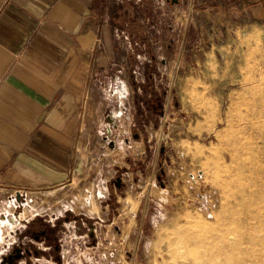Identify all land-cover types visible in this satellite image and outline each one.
I'll return each instance as SVG.
<instances>
[{
    "label": "rangeland",
    "instance_id": "1",
    "mask_svg": "<svg viewBox=\"0 0 264 264\" xmlns=\"http://www.w3.org/2000/svg\"><path fill=\"white\" fill-rule=\"evenodd\" d=\"M135 1L125 10L140 29L119 11L129 29L118 27L113 76L98 77L83 103L71 182L0 203V221L13 224L0 236L14 232L0 238V264H208L188 239L198 221L213 226L231 209L252 223L242 232L264 238L262 156L240 180L206 167L234 143L220 121L238 82L264 70V0Z\"/></svg>",
    "mask_w": 264,
    "mask_h": 264
},
{
    "label": "crops",
    "instance_id": "2",
    "mask_svg": "<svg viewBox=\"0 0 264 264\" xmlns=\"http://www.w3.org/2000/svg\"><path fill=\"white\" fill-rule=\"evenodd\" d=\"M128 2L0 0L1 205L71 182L83 103L98 77L113 76L118 27L129 29L119 11L123 19ZM12 234L0 238L7 243Z\"/></svg>",
    "mask_w": 264,
    "mask_h": 264
},
{
    "label": "bare ground",
    "instance_id": "3",
    "mask_svg": "<svg viewBox=\"0 0 264 264\" xmlns=\"http://www.w3.org/2000/svg\"><path fill=\"white\" fill-rule=\"evenodd\" d=\"M259 61L260 66L264 67V55ZM237 85L240 88V97L237 102L228 106L224 119L220 121L225 129H233L234 143L233 145H222L221 157L218 158V161L213 166H206L208 171L216 169L222 174H226L233 181L244 179L253 171L251 158L255 155H261V160L264 161V124H258L264 117V90L261 87L264 85V70L245 76ZM117 95L121 98L123 94L120 92ZM258 109L259 111H257ZM257 173L264 174V166ZM242 195L241 191L234 190L231 198L234 203H237L238 198ZM235 215L236 212L233 209L224 210L219 221L213 226H208L200 221L197 222L198 229L194 233V237L188 240L196 239L193 243L194 246L196 245L195 253L205 258L208 264H227L230 258L235 260L236 254L244 252L246 249L243 248H247L248 244L251 247H248L249 250H246L243 255L247 256V259H243V256L238 258V264L255 263L258 256L264 255V251L258 253L257 250L253 249V247L259 246L264 250V238L257 239L255 231L244 230L242 232L239 226L245 222L248 225L252 223L248 217L236 222ZM190 219L187 217L186 220ZM0 224L8 225V227L13 225L8 220H3ZM230 235L235 236L236 240Z\"/></svg>",
    "mask_w": 264,
    "mask_h": 264
},
{
    "label": "trees",
    "instance_id": "4",
    "mask_svg": "<svg viewBox=\"0 0 264 264\" xmlns=\"http://www.w3.org/2000/svg\"><path fill=\"white\" fill-rule=\"evenodd\" d=\"M131 12H130V10L129 9H127V12H125V17L127 18V20H130L131 19V22H132V24H135V25H133L136 29H140V24H138L137 22H134L133 21V18H134V16L132 17V14H130ZM130 15V16H129ZM135 19V18H134Z\"/></svg>",
    "mask_w": 264,
    "mask_h": 264
},
{
    "label": "water",
    "instance_id": "5",
    "mask_svg": "<svg viewBox=\"0 0 264 264\" xmlns=\"http://www.w3.org/2000/svg\"><path fill=\"white\" fill-rule=\"evenodd\" d=\"M168 1H170L172 4H176L179 2V0H168Z\"/></svg>",
    "mask_w": 264,
    "mask_h": 264
},
{
    "label": "flooded vegetation",
    "instance_id": "6",
    "mask_svg": "<svg viewBox=\"0 0 264 264\" xmlns=\"http://www.w3.org/2000/svg\"><path fill=\"white\" fill-rule=\"evenodd\" d=\"M18 256V255H17Z\"/></svg>",
    "mask_w": 264,
    "mask_h": 264
}]
</instances>
